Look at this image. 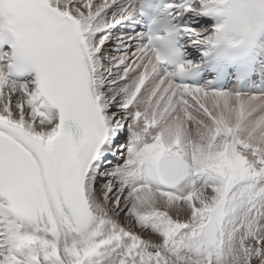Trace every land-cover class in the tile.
<instances>
[{
    "label": "snow or ice",
    "instance_id": "snow-or-ice-1",
    "mask_svg": "<svg viewBox=\"0 0 264 264\" xmlns=\"http://www.w3.org/2000/svg\"><path fill=\"white\" fill-rule=\"evenodd\" d=\"M0 264H264V0H0Z\"/></svg>",
    "mask_w": 264,
    "mask_h": 264
}]
</instances>
